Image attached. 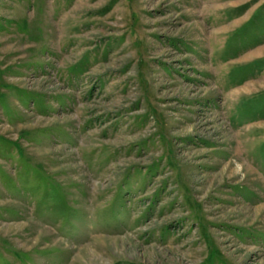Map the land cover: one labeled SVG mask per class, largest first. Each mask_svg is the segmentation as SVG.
Here are the masks:
<instances>
[{"label": "rangeland", "instance_id": "rangeland-1", "mask_svg": "<svg viewBox=\"0 0 264 264\" xmlns=\"http://www.w3.org/2000/svg\"><path fill=\"white\" fill-rule=\"evenodd\" d=\"M0 264H264V0H0Z\"/></svg>", "mask_w": 264, "mask_h": 264}]
</instances>
